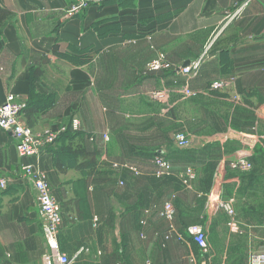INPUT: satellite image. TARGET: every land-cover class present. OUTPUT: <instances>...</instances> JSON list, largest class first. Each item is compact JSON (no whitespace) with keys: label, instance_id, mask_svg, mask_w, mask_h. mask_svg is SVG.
<instances>
[{"label":"crops","instance_id":"1","mask_svg":"<svg viewBox=\"0 0 264 264\" xmlns=\"http://www.w3.org/2000/svg\"><path fill=\"white\" fill-rule=\"evenodd\" d=\"M73 1L1 0L12 16L0 29V103L10 94L24 99L27 105L32 99L41 104L50 101L51 105L45 109L28 110L29 117L23 111L25 120L35 130L57 131L62 126L68 128L72 119H78L81 131L75 141L84 136L86 146L96 147L101 159L106 154L110 161L128 162L143 172L135 175L117 170L119 175L126 172L127 178L122 180L126 186L135 185V188L148 185L144 178L150 164L152 167L148 157L153 153L168 155L178 169L175 162L179 157L173 154L169 144L178 134L192 133L188 134L192 141L205 143L215 140L222 143L224 138L237 137V143L243 147L220 159L211 172V185H207V190L204 188L207 192L201 189L204 183L200 179L199 172L203 175L200 164L193 166L197 173L193 189L173 194L176 219L183 227L184 222L200 218L194 215L197 197L205 196L209 215L206 223L200 225L208 230L214 258L218 248L229 256L228 264H241L252 250H263L260 242L264 239L254 233L264 215L259 209L264 200L259 191L262 185H254L250 180L246 184L248 179L227 166L243 150L252 154V160L254 148L245 146L243 137L255 135L231 129L227 137L205 135L220 132L218 128L213 129L216 123L221 128L227 126L221 110L226 102L231 103L229 87L208 90L213 82L233 78L230 87L239 97L246 98L250 106L259 102L258 108L264 107V98L249 78L247 64H241L248 50L252 51L250 56L256 54L254 46H245L247 40H253L250 41L253 44L264 42V0H106L70 17L65 9ZM55 44L59 45L60 52L67 54L54 53ZM209 46L213 58L204 61L199 74L189 81L166 71H147V63L158 53H164L171 62L184 64L197 59ZM37 68L43 72L35 78L33 73ZM186 84L194 95L186 97L181 92ZM163 88L169 91L167 101L158 102L151 93ZM169 127L175 132L169 131ZM106 133L108 141L104 140ZM60 135L61 143H57L58 137L47 152L29 160L35 171L48 178L66 208L61 241L72 258L78 255L73 264L88 261L84 245L89 243L101 246L96 264H105V248L113 242L120 245L119 264L122 261L152 264L148 258L152 252L150 240L156 228L161 229L148 224L154 201L121 215L111 228V212L119 205V195L113 193V179L102 176L100 168L109 167V172L114 169L109 162L101 161L98 172L93 175L72 167L65 173L59 171L51 150L67 142L63 133ZM205 143H199L197 154L192 152L194 157L190 154L202 165L211 160V156L204 157ZM183 156L188 157L185 153ZM23 166L14 136L0 127V178L8 181L6 188H0V255L5 258L1 264H31L39 242L45 250L37 192L25 178ZM219 173L223 174L221 181L217 179ZM115 178H118V188L121 179ZM214 187L220 188L223 200H234V209L244 230L239 237L229 234L227 245L211 240L210 226L219 230L220 217H228L223 208L216 209L210 197ZM229 188L232 197L226 194ZM249 189H255L256 193H249ZM185 192L192 193L186 198ZM137 200L133 197L128 204L134 206ZM72 201L82 203L74 206ZM240 201L241 205L237 206ZM146 209L151 212L147 215V225L142 226L140 221ZM115 212L119 214L118 208Z\"/></svg>","mask_w":264,"mask_h":264},{"label":"built area","instance_id":"2","mask_svg":"<svg viewBox=\"0 0 264 264\" xmlns=\"http://www.w3.org/2000/svg\"><path fill=\"white\" fill-rule=\"evenodd\" d=\"M106 0H74L65 9L67 16H75L83 13L91 5L102 3ZM206 52L199 58L189 62L188 65L177 64L168 60L164 53H158V55L148 63L147 71L149 73H160L162 71L176 74L177 76H183L187 81L196 77L199 74L202 63L205 61ZM233 78L229 80H222L213 82L208 90H221L225 87H230ZM168 92L166 88L162 90L153 91L151 95L157 99L166 102L168 98ZM184 96L189 97L195 94L194 91L189 89L188 84L185 85L181 91ZM16 99L18 96L10 94L4 103H0V127L10 132L16 140L17 150L21 157L41 156L42 153L47 152L50 146H53L56 142L59 134L65 133L68 129L72 132L81 131V123L78 119H72L70 126L67 128L62 126L60 130L54 131L52 129L44 132L35 133L27 125V121L23 116V111L27 106L26 102L18 103ZM261 115L264 116V107L260 108ZM185 133H180L175 137L176 145L180 149H187L192 146V140L190 136ZM253 136V135H252ZM252 136H244L243 139L248 142L244 143L245 146L254 148L256 144ZM254 137H257L256 135ZM94 141V138H90ZM104 140L108 141V134H104ZM252 154L246 151H241L238 156L231 160L227 166L235 172H248L253 169L252 160L250 159ZM101 161L109 162L114 170L130 171L135 175H141L143 172L136 166L128 162L110 161L106 154L102 156ZM30 162V160H29ZM154 168L153 177L156 179H165L169 177H177L180 179L185 189H193L194 183L197 180V173L194 167H188L185 170L175 169L173 163L165 157L163 152L157 153L152 160ZM23 174L29 183L34 187L38 197V207L42 223V232L45 241V250L42 255V264H73L77 258L76 255L72 258L63 248L61 241L62 231L66 226L65 214L63 212L62 203L57 197L54 188L48 178L35 171L32 163L23 166ZM120 186L125 185L121 179ZM8 181L6 178H0V188H6ZM216 209L223 208L226 215L229 218L228 226L230 233L234 236H239L244 233L243 227L237 220V214L234 209V200H223L220 188H216V193L211 194ZM175 196L164 202V204L158 210V216L164 219L169 224V233L165 239H170L172 236L180 242L191 246L196 245L199 255L197 257L200 264H213V252L209 244V233L205 225L200 224H188L182 228H178L176 225L177 210L175 206ZM150 209L144 211V215L140 221L142 226L147 225V215L150 213ZM181 229V230H180ZM193 246V245H192ZM241 264H264V249L254 251L252 250L241 262Z\"/></svg>","mask_w":264,"mask_h":264},{"label":"rangeland","instance_id":"3","mask_svg":"<svg viewBox=\"0 0 264 264\" xmlns=\"http://www.w3.org/2000/svg\"><path fill=\"white\" fill-rule=\"evenodd\" d=\"M247 41H249V42H247ZM247 41H246L247 43H245L246 44L245 46H247L249 48L251 46H254V52L256 54H254L255 56H250V55H252L251 54L252 51L248 50L247 51L248 55L246 56V58L242 59L241 64H243V63L247 64L246 69L251 72L249 75V78L252 79L254 85L257 86L256 89H258L260 91L259 93L262 94L261 97L264 98V42H259L257 44H253V43H250V41H253V40H247ZM205 52H206V55H205V62L204 63L208 62L209 60H211L213 58V56L211 54L212 50L210 49V46H209V47H206L203 50V52H201L199 54V56H197V59H199ZM243 60H246V61H243ZM151 61H149V62H151ZM232 62H231V65H232V67H234ZM148 63H147V65H148ZM147 65H146V67H147ZM230 76H233V74ZM228 90L232 91L230 94H228L229 97L231 98V103L226 102L224 108H222V110H221L222 118H224L223 119L224 124H226L227 126H222V128H221L219 123H216L215 126L213 127V129L216 130L218 128L220 130V132H218V133L214 132L211 135H205V137H210V136L216 137L217 134H224L227 137L228 136V129H231L232 131H235V132L236 131L241 132L244 134L256 135L257 137H254V136L251 137L256 142V144L254 145V152H253L254 155L252 158L253 169L251 171H248V172H243V171L238 172V174L240 176H242L243 178L248 179L246 181L247 182L246 184H250L248 182L250 180L252 182V184H254V185L256 183L258 185H262V188L259 189V191H261L264 195V116L261 115L260 108H258L260 106L259 102H258V105L253 103L255 106L254 105L250 106L248 104L250 102L246 98H243V96L239 97L234 92L232 87H229ZM255 93H257V92H255ZM16 102L21 103V102H25V100L19 98V99H16ZM238 103L241 104V107ZM26 123L30 127V129H32L35 133L50 130V128H46L43 130H35L28 122H26ZM60 129H61V127L58 130H60ZM169 131L175 132V129H172V127L171 128L169 127ZM183 133H185V132H183ZM188 134H192V133H188ZM188 134H186V135H188ZM59 136H62V135L59 134ZM232 138H234L235 140H233ZM245 139H247V138H245ZM245 139H244V143H247L248 141L247 140L245 141ZM176 141L177 140H175V137H174L173 140L169 142V144L171 143L170 144L171 147H173V149H174L173 154L176 153L175 155H177L179 157L177 159V162H175L176 165L178 166L177 167L178 169H176V168L175 169L176 170H185L186 168H188L190 166L193 167L195 165V167H196L197 166L196 164H200V168L203 170L202 176H201V172H199L200 173V179L204 183L202 185L201 189L203 188L202 191H205V192H207L206 190L208 189L207 185H211V176L213 175V173H211V172L216 168L217 164L220 162V159L223 156L231 155L233 152H235L236 150H238L242 146V145H239L237 143V137H229L227 139L224 138L222 143L220 141H216V140L211 141L210 143H205L204 140H202L200 142H202L203 144L204 143L206 144V146L204 145V151H205L204 157L208 158L211 156L210 162H208L206 165H202L201 162H197L196 160L192 159L191 155H190L192 152H195V150L200 147V145H201V144H199L200 142H198L197 140L196 141L193 140L192 146L185 149V150L183 149L184 151H181V153H180L179 151L181 149L177 147ZM249 144L252 145L253 143H249ZM175 149H178V151ZM177 152H179V153H177ZM184 153L187 154V156L188 155H190V156H188L187 158L184 159V156H183ZM219 153H221V154L219 155ZM154 156L151 155L148 157V159H150V161H151L154 159ZM165 156H166V158H168V155H165ZM192 156L194 157V154ZM168 159L172 162V159H170V158H168ZM172 163H174V160ZM150 166H151V164H150ZM150 166L146 170L147 177L152 178V180H155L153 175H152L154 172L153 165L151 168H150ZM100 169L102 170V172H101L102 176H104V177L107 176L105 178H109V179L112 178L113 179L112 185H113V193L115 195L120 194V193L122 194L123 192H125L124 190L126 189V185L120 186L118 184V188H117L118 178H115V177H119V179H124V177H122V175H119V172L117 170H113V171L109 172L108 171L109 167L100 168ZM115 172H117L119 176ZM217 179H218V174H217ZM157 180L158 179H156L155 181H157ZM158 183H161V184H158ZM218 183H219V181H218ZM149 186L152 188V192L154 191L155 198L152 200V201H154V205L152 207L153 212H152V217L150 218L148 224L153 223L152 224L153 227H154V225L160 226L161 229L154 227V228H156V230L154 231V233L151 237V240H150V242L152 243V246H151L152 252L148 256V258H151L152 264H200L198 259H197L198 255H199V251L197 250L196 247L191 245L190 246L191 248H189L187 246V244H184V243L180 244V243H178V241L175 239L174 236H172L168 240L165 239L166 235L169 233V227L170 226L165 220H163L162 218H160L158 216V210L160 209L162 204L165 201L171 199L175 192L185 189V187L182 185L180 179H178L177 177L176 178L175 177H172V178L169 177V178H165V179H159L157 181V184L149 182ZM204 188L206 190H204ZM213 189H214L213 191L215 194L216 188L214 187ZM253 190H255V189H249L248 192L251 194L252 193L255 194L256 191L253 192ZM191 193L192 192H190V193L185 192L184 196L187 198V196H190ZM226 194H228V196L230 195V197L233 196V193L231 192V188L226 190ZM197 198H198V205H197L198 207L195 208L194 215H195V217L200 216V218H196L197 220L196 219L190 220V222H186V223L184 222L182 224V226L189 224V223H199V224H205L206 223V221L208 219V215H209L208 214L209 210L208 209L206 210V206H205L206 197L201 196V197H197ZM241 202L242 201L238 202L237 206H240ZM61 203H62V201H61ZM260 203L263 206L259 207V209L264 211V200H263V202H260ZM62 208H63V212H64V210H66V208L63 204H62ZM67 208H68V204H67ZM116 208H118L119 214H117L115 212ZM116 208H114L113 221L110 222L111 228H113L115 226V223H117V221H119L121 215H124L127 213V211H125L124 207H122L120 205H118V207H116ZM111 213H113V211ZM111 217H112V215H111ZM262 217L263 218L261 220V224L258 225V226H260V228H257L258 226L254 227V228H257V230H254V233L257 235H260V237H262L264 239V225H263L264 224V215H262ZM220 220L223 222V223L221 222V229L215 230L213 228V226H210L211 235H212L211 240H214V242H216L218 244L222 243L223 245H225V244L227 245L229 243V234H231L230 228H229V226H227L229 218L221 216ZM237 220H238V218H237ZM238 221L240 222V220H238ZM176 225H177V227H180V224H179V222H177V219H176ZM180 228H182V227H180ZM235 237H239V236H235ZM260 243H261L260 247L262 249H264V240ZM39 246L40 247H39L38 252L36 253V258H34V260L31 264H41L40 263L41 262V255L44 252V244L39 242ZM80 246H81V244H80ZM119 246L120 245L117 242H113V243H110L105 248V251H106L105 253H107L105 255V260H106L105 264H119L118 260L121 259V255L118 251ZM84 247L86 248L85 257L88 260L84 264H96V256H99V250L98 249L101 246H97L95 243H91V244L89 243V244H85ZM224 252H225V250L222 251V250L217 248V255L213 259V264H223L224 262H225V264L230 263V260H228L229 256H225ZM112 254H113L114 258L112 256ZM4 260H5V258L1 257V255H0V264ZM75 264H83V263L77 262ZM121 264H125V262L122 261Z\"/></svg>","mask_w":264,"mask_h":264},{"label":"trees","instance_id":"4","mask_svg":"<svg viewBox=\"0 0 264 264\" xmlns=\"http://www.w3.org/2000/svg\"><path fill=\"white\" fill-rule=\"evenodd\" d=\"M12 16V11L9 10L7 7H5L1 0H0V29L3 27V25L6 23V21ZM54 53H57L58 55L65 56L67 53L60 52L59 45L55 44L53 47ZM67 56V55H66ZM43 70L41 68L35 69L33 75L35 78H38L42 74ZM32 96V95H31ZM44 105V106H43ZM51 105V102L43 103L41 104L39 100L32 99L30 103L26 106L24 109L25 115H28V110L35 109V108H47ZM32 111V110H31ZM27 113V114H26ZM80 132V131H79ZM79 132H72L70 129H68L65 133H63V136L67 139V142H63L58 148H53L51 150L54 158H55V166L56 168L61 172H66L69 168H75L80 171L85 172L87 175H93L97 171V166L101 162V155L99 150L94 147L88 148L86 146L85 137H80L77 141H75V138L79 135ZM61 138L57 140V143H61ZM52 148V147H51ZM158 152L153 153L152 156L156 155ZM128 171V170H127ZM98 172V171H97ZM96 172V173H97ZM126 172L122 173V177H126ZM147 179L148 185L146 187H136L135 185H129L126 186V189L124 190L122 194H118V203L120 206L124 207L125 211L130 212L131 210L135 208H144L148 205L149 201H152L154 196V191L152 192V188L149 186L150 183L157 184L156 178L155 180H152V178H149L145 176L144 180ZM126 182V181H125ZM139 182V180H137ZM140 183V182H139ZM161 184V183H158ZM136 197L138 200L134 206H131L128 204V201ZM73 202V201H72ZM82 203V201L73 202L74 206H77L78 204ZM112 218L114 216V212L111 213ZM78 218L80 219V214H78ZM112 220V219H111ZM194 247H196L195 244H192Z\"/></svg>","mask_w":264,"mask_h":264},{"label":"water","instance_id":"5","mask_svg":"<svg viewBox=\"0 0 264 264\" xmlns=\"http://www.w3.org/2000/svg\"><path fill=\"white\" fill-rule=\"evenodd\" d=\"M189 64V61H186L185 63H184V65H188ZM30 162H29V159L27 158V157H24L23 158V164L26 166V165H28ZM222 176H223V174L222 173H219L218 174V180L219 181H221L222 180Z\"/></svg>","mask_w":264,"mask_h":264}]
</instances>
